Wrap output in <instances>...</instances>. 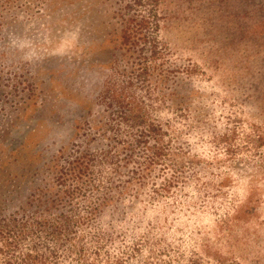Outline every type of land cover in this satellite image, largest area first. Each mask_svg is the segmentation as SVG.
<instances>
[{"label":"rangeland","instance_id":"1","mask_svg":"<svg viewBox=\"0 0 264 264\" xmlns=\"http://www.w3.org/2000/svg\"><path fill=\"white\" fill-rule=\"evenodd\" d=\"M78 237L264 264V0H0V264H84Z\"/></svg>","mask_w":264,"mask_h":264},{"label":"trees","instance_id":"2","mask_svg":"<svg viewBox=\"0 0 264 264\" xmlns=\"http://www.w3.org/2000/svg\"><path fill=\"white\" fill-rule=\"evenodd\" d=\"M130 21H133V20H130ZM133 25H134V28L133 29H135V30H137V29H144L145 26H146V23L144 21L139 22V23H134V21H133ZM128 41L131 42L130 37H128ZM152 146L155 147L154 145H152ZM152 156L154 158L153 160L158 161L159 160V157L161 156V149L160 148L157 149V147H156V149H154V152H153V155ZM86 167L87 166H85V165L83 166L84 169H87ZM105 204H106L105 199H102L100 201V203L97 205V207H102V206L104 207ZM96 210L97 209H94V211H96ZM91 212H92V210H91ZM61 215L63 216V213H61ZM81 217H84V216H81ZM78 221H80L79 216H78ZM63 222H65L67 224V227L66 228H61L60 227L58 229H52L50 227V232H51V234L56 235L55 237L58 240H59L61 234L64 235V233H66L67 234V237L65 238V241H68L69 238H70L69 237L70 235H68V234H70L69 232H72V226H70V225H72V221H71L70 218L68 219L67 217H64ZM20 224L22 226H21L20 229H18L16 232H14L15 234L8 232L7 239L4 238V241L6 242V246L7 247L10 246L11 249L18 248L19 243H20V240L23 239V238H26L27 237L26 235L30 232V229H29V228H31L30 225H28L26 223H20ZM32 224L35 227H37L38 230H40L39 232L42 231L41 229H43V231H45V226H47V224H46L45 221H41V222L38 221V222H35V223L33 222ZM6 225L9 227V230L11 232H13V226H16L14 224H6ZM82 226L84 227L85 225H84V222L81 220V222L78 223V228H81ZM83 227L81 229L82 231L84 230ZM47 232L48 231H46V233ZM10 235H11V237H10ZM78 240L81 242V244L78 246V258L80 260L82 259L81 262H83L84 264H125L124 261H123V259H119L118 260V258H115V257H114V259H112L111 257H109L107 255H106L105 258H103L102 257L103 256V253H100L99 250L93 252V255L95 256L94 257L95 259L88 263V261H87L88 258L86 257V249L84 247L83 240H82V238L80 239L79 237H78ZM28 258L30 259L31 262L38 261V262H40V264H45L44 261H43V259H42L43 257L38 256L37 253L34 256L30 255V253H29ZM100 258H103L104 259V261H101L102 263L99 262L100 261ZM14 262H15L14 259H9L8 258V260H6L3 264H14ZM85 262H87V263H85ZM146 264H151V263H146Z\"/></svg>","mask_w":264,"mask_h":264}]
</instances>
